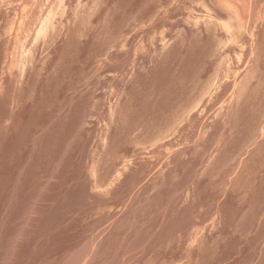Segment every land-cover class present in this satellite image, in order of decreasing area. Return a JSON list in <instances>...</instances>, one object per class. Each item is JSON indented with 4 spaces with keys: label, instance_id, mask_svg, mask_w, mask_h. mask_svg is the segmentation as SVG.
<instances>
[{
    "label": "rangeland",
    "instance_id": "1",
    "mask_svg": "<svg viewBox=\"0 0 264 264\" xmlns=\"http://www.w3.org/2000/svg\"><path fill=\"white\" fill-rule=\"evenodd\" d=\"M0 264H264V0H0Z\"/></svg>",
    "mask_w": 264,
    "mask_h": 264
}]
</instances>
